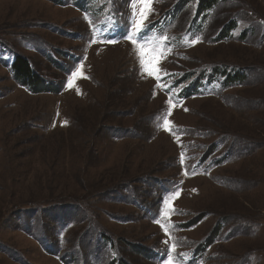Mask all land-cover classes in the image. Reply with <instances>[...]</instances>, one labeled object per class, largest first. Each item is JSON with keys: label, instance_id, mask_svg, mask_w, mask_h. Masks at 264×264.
Returning <instances> with one entry per match:
<instances>
[{"label": "rangeland", "instance_id": "1", "mask_svg": "<svg viewBox=\"0 0 264 264\" xmlns=\"http://www.w3.org/2000/svg\"><path fill=\"white\" fill-rule=\"evenodd\" d=\"M76 1L0 0V264H264V0Z\"/></svg>", "mask_w": 264, "mask_h": 264}, {"label": "trees", "instance_id": "2", "mask_svg": "<svg viewBox=\"0 0 264 264\" xmlns=\"http://www.w3.org/2000/svg\"><path fill=\"white\" fill-rule=\"evenodd\" d=\"M97 2V0H95ZM76 2H78L81 5L87 6L92 4V0H77ZM215 2V0H203V1H199L198 3V10L196 8V15H200V14H204V12L206 10H208L209 8L212 7L213 3ZM184 3V2H183ZM184 5V4H183ZM104 4H102L101 7H103ZM175 11V10H174ZM106 17L113 22V24L117 25V27L119 28V23H120V19L117 16L116 13L114 12H110L108 11L106 13ZM173 18V13H167L166 15H163V17L161 19H170ZM227 30L224 31L223 36H225L224 34H226ZM0 50H4L3 48H0ZM14 59H12V61L8 64L7 61L2 60V63L9 67L10 71L12 72V75L21 83L23 84L25 87H27L29 90H31L32 92H36L42 89H46L43 85V82L41 80H43L42 78H39L37 76H35L36 74H34L32 67L30 65V63L24 58L21 57L19 55H17L16 53ZM220 75L224 76V83L227 85V83H229L230 81H235L236 79H240L241 76H239L238 74H235L234 76H229V74H226L225 71H219ZM48 85V84H47ZM200 87V83L195 82L192 86H185L183 87L180 91L179 94L182 97H188L191 94H194L196 91H198V88ZM106 241H104L105 243ZM207 247L204 246V249H206ZM156 254V252H155ZM111 264H116L115 261L111 262Z\"/></svg>", "mask_w": 264, "mask_h": 264}, {"label": "snow or ice", "instance_id": "3", "mask_svg": "<svg viewBox=\"0 0 264 264\" xmlns=\"http://www.w3.org/2000/svg\"><path fill=\"white\" fill-rule=\"evenodd\" d=\"M139 2L142 5L144 4V0H139ZM150 2H151V0H149V3ZM149 11H151L150 8H149ZM144 18H146V14L142 12L141 19L136 22L134 30L132 32H130L128 34V36L126 37V39L131 41V43L134 45V47L138 44V42L147 40L146 36L144 35V29L147 28V25L145 23H143ZM195 42H198V38L193 41V43H195ZM149 51L152 52V57L150 59L147 58L148 54L144 51V45L143 44H141L140 47L137 48V55H138V59H139V63H140L142 73H146L147 75L154 77L158 81V85H157L158 87H161V88L169 87L167 84L159 83L162 80L163 75H168V73H166L162 68L159 67V61H160L161 57L155 53L154 49H149ZM153 61H155V62H153ZM169 103H171V101H169ZM168 115H170V112L168 113ZM164 125H165V127L168 126L167 115L164 117ZM168 130L171 131L170 128ZM168 203H169V201L165 200V204H168ZM170 211L174 212L177 210L174 208H171ZM156 222L160 223V220H157ZM161 226L165 232L168 231L167 226H165L163 224ZM165 243L167 244V241H165ZM174 247H175V245H173V248ZM171 260H172V256L169 253L168 254V260L165 261V264H169V261H171Z\"/></svg>", "mask_w": 264, "mask_h": 264}]
</instances>
